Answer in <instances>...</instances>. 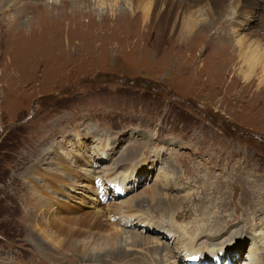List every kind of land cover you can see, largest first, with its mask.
<instances>
[{
    "label": "rangeland",
    "instance_id": "rangeland-1",
    "mask_svg": "<svg viewBox=\"0 0 264 264\" xmlns=\"http://www.w3.org/2000/svg\"><path fill=\"white\" fill-rule=\"evenodd\" d=\"M155 2L0 0V264H98L99 254L130 245V234L113 243L118 228L170 248L131 249L118 264H190L168 229L192 233L202 217L209 226L191 251L200 260L233 243L241 251L230 264L263 259L264 58L245 80V62L217 68L209 52L212 40L222 49L260 35L264 53V2L233 10L219 31L201 24L203 39L151 27L143 13ZM89 174L104 178L100 190ZM140 198L143 217L164 231L139 223V213L114 215ZM178 208L188 216L181 222Z\"/></svg>",
    "mask_w": 264,
    "mask_h": 264
},
{
    "label": "bare ground",
    "instance_id": "bare-ground-1",
    "mask_svg": "<svg viewBox=\"0 0 264 264\" xmlns=\"http://www.w3.org/2000/svg\"><path fill=\"white\" fill-rule=\"evenodd\" d=\"M227 1H230L229 4ZM237 1H238V3L235 2V0H175L171 3H168V2H163V0H156V2L143 13V20H148L151 27L155 28L156 30H158L159 32H162V33L166 32L170 28L172 30L173 29H179L178 37H180L182 39L190 38L191 36L192 37L196 36L197 38L201 39L203 37L202 36L203 32H196L197 28L201 24H202L203 28L208 27L210 24H212V26L219 25L218 30H217V31H219V29H222L224 26L223 20H226V22L229 23V21H230L229 18L232 16L233 10L235 11L234 15L237 16V15L241 14V12L243 11V8L245 7V3L255 2V4H257L256 0H237ZM259 1L260 0H257V2H259ZM261 1L264 2V0H261ZM114 2H116V0H114ZM114 4H116V3H114ZM258 5H259V3H258ZM141 6L145 7L144 4H141ZM201 8H205L203 11H204V14L206 16V18L203 19L202 22H200L198 20V18H197L198 15L196 17V14H198V12L200 11ZM227 19H229V20H227ZM262 27H264V20H263ZM261 31H262V36H264V29H261ZM260 37H261L260 35L251 36L250 39H254V42H252V43H248V41L250 40V39H248L246 41H241V42L234 41L233 45L229 44L226 47H224L223 45H220L219 47H221V48L224 47L222 49H217V48L215 49V46H214L215 43L211 39L212 40L211 44H212L213 48L210 50L212 52H209V54H211L213 57H215L213 59L216 60L213 64L217 68H224L226 70H229V69L234 70L236 64H239V62L242 60L243 64L245 62V65L247 66V72L243 73L242 75H244L245 80H248V79L250 80V78L253 76L252 74H254L255 67H257L258 64L261 62L260 60H258L256 58H264V53L259 54L258 47L255 45V41H257ZM215 38L224 40L226 38V36L222 35V36H217ZM222 41H220V42L222 43ZM208 48H209V46L205 45L202 51L206 52V49H208ZM228 49L230 51H228ZM192 50H194V47ZM202 51H200V52H202ZM213 51H215V52H213ZM220 51H223V52H220ZM260 83L264 84V66L262 68V77H261ZM92 165H93V168H95V169L98 168L97 163H93ZM94 171L96 172V170L92 169V171H90V173H93ZM118 173L121 174V172H118ZM88 177L93 178V175L89 174ZM99 177L104 179L102 176H99ZM109 178H112V177H109ZM94 181L96 183H98V176H94L92 182H94ZM113 181L116 183L115 179H113ZM108 184L111 186L112 182L110 181V183H108ZM158 193H159V190L152 189V192L149 196H147V199L152 201V203L155 204L156 200L154 201L153 198ZM112 194L114 195V193H112ZM94 197L96 198V196H94ZM105 197H106V195L103 194V196L101 198H98V200H100L101 203H104V201L107 200V199L106 200L104 199ZM136 201H138V200H135L129 204H126L125 209H123L124 207H121V209H119V210H118V208L115 210H112L115 208L114 206L110 209L112 211H114L113 212V213H115L114 215H117L120 217L119 221H122L121 217L130 219V218H132V215H134V214L137 215V213L141 214L142 217L146 216V217L150 218L148 215L143 214L144 206L148 205V202L144 198L139 199V201H142L139 204L136 203ZM157 204L163 206L162 202L160 200L157 202ZM105 207H103V208H105ZM139 207H142V208H139ZM169 207L170 206H168L167 209ZM103 208H101V209H103ZM170 208H172V207H170ZM121 210H123V211H121ZM119 211H120V213H119ZM165 211H167V210H165ZM144 212H146V211H144ZM175 212L176 213H174V216H173V219L175 222H177V221L181 222L182 220H185L188 217L187 214H185L184 211H182V210L180 211L179 208ZM99 215H100V213L96 212L94 217H93L95 222L97 223V225H98V216ZM112 219H110V221H112ZM208 219H203V217H202L196 223L197 225L194 226V231L192 233H188L187 231L182 233L183 231L181 232V230H180V232L179 231L177 232L174 228H172V229H174L173 231H172V229H168L172 232V233H170V236L173 237L170 240V244L173 245L174 240L176 243H178L179 241L176 238L181 236L182 240L180 241L179 246L181 247V242H182L183 246L185 248H187L186 249L187 253L183 252L182 254L185 257V260H187V257L191 259V262H188L190 264H221V262L223 260L224 261L228 260V262L226 264L232 263V261H235L236 259H238L239 255H240V251H241V248H238L237 244H235V243L220 246L219 248L213 249L211 251H200V252H206V253L211 254V257L208 259H205V260H200V258H198L193 252H191L196 248V247L193 248V244H194L193 239H195L197 236H201V235L205 234V231H206L205 228H206V226H209L207 224ZM149 221H151V222H149ZM149 221H147L146 218L143 217L142 220H139L138 222L141 224H144V225L152 224L153 226L156 227L155 229H159L161 226L162 231H164L161 223L155 222L152 219ZM144 227L146 229L150 228L149 226L148 227L144 226ZM220 229L218 228L217 230H220ZM146 231L148 232V230H146ZM127 234H130V236L128 238H126V240L129 241L127 243H129L130 245L128 247H127V245L117 246L116 248H114L112 250L105 251V252L99 254L97 256L98 264H118V262L120 260H122V258H127L131 254V251L133 249H136V248L143 251V250H145V247H146L150 251V253L153 251V253L151 254L153 256H154V254H160V252L162 253L163 251H165V253L169 254L168 251L170 248L167 247V244L165 246L164 244H162V245L157 244V242H155V241L154 242L151 241L152 243H150L149 242L150 238H146V237L142 238V236L135 234V233L126 232L122 228H118V231L116 232V236L113 238V240H114L113 243L115 245L121 243L122 239H123L122 236L127 235ZM194 236H196V237H194ZM162 238H165V237H162ZM110 240L112 241V239H110ZM190 242H191V244H190ZM156 244L160 246L157 249H155ZM213 245H214V243H213ZM248 252H249V248H248ZM250 253L252 254L253 252H250ZM178 254H180V253H178ZM191 256H194V257L192 258ZM254 256L256 257L257 255L254 254ZM254 256L251 255L252 260H254ZM252 260H251V263L253 262ZM255 263L256 264H264V257H263V259H260L259 262L257 261ZM148 264H159V263L157 262V260H155L152 257L151 260L148 261Z\"/></svg>",
    "mask_w": 264,
    "mask_h": 264
}]
</instances>
